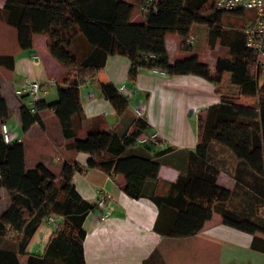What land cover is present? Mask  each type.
Here are the masks:
<instances>
[{"label": "trees", "instance_id": "trees-1", "mask_svg": "<svg viewBox=\"0 0 264 264\" xmlns=\"http://www.w3.org/2000/svg\"><path fill=\"white\" fill-rule=\"evenodd\" d=\"M213 1L2 0L0 3V17L16 30L19 50L30 49L33 36L46 35L51 56L67 70L65 82L57 86L56 102L45 105L40 100L33 105L34 113L25 104L20 107L22 130L38 122L36 110H52L63 137L72 140L71 149L89 156L85 167L109 176H123L122 190L134 200L148 197L159 210L155 231L167 237L193 235L213 210L219 212L222 223L229 227L249 234L264 233V217L251 219L226 208L232 192L215 184V173L207 165V150L214 143L230 151L239 165L264 178V81L258 82L264 71L253 65L243 33L253 22L254 14L233 35L222 29V19L232 15L242 17L245 11L213 10ZM209 3L211 7L206 10ZM136 7L142 17L140 23L133 21ZM194 26L206 28V42L211 49L226 34L232 39L229 55L217 56L213 71L193 54ZM167 35L180 38L179 47L187 53L185 57L170 60L165 43ZM110 56L129 61L127 80L131 85L140 70L156 69L169 76H198L212 84L219 96V103L207 109L200 142L193 152L187 153V185L182 192L186 210H177L176 215L184 216L171 223L164 225L161 221L171 195L147 193L146 188L148 182L157 179L161 157L173 149L152 152L149 144L139 142L147 128L144 119L138 117L133 128L123 134L102 131L93 141L76 138L73 132L71 117L81 118L82 112L79 86L93 80ZM0 66L11 70L14 58L0 55ZM225 74L235 93L220 91ZM99 88L115 113L119 117L125 115L128 98L111 82L100 83ZM242 98H257V104L253 108L242 107L238 105ZM8 114L6 102L0 96V121ZM81 172L83 168L76 162H65L58 179L43 164L25 169L22 144L5 143L0 134V188L5 187L10 196V207L0 215V235L12 236L22 252L44 219L59 218L58 230L49 245L56 247L66 236L68 248L73 251L72 263L82 264L85 234L82 223L97 205L81 199L74 189L72 177ZM67 260L70 262V258Z\"/></svg>", "mask_w": 264, "mask_h": 264}, {"label": "crops", "instance_id": "crops-1", "mask_svg": "<svg viewBox=\"0 0 264 264\" xmlns=\"http://www.w3.org/2000/svg\"><path fill=\"white\" fill-rule=\"evenodd\" d=\"M135 10V17H141L138 7ZM173 38L180 40L176 35L165 37L171 61L187 55L184 52L178 55L176 46L170 44ZM48 45L46 35H35L30 49L21 51L17 46L13 54H8L14 58V66L4 71L0 96L9 114L0 121V126L4 124L7 128L8 143L22 144L25 169L43 164L58 179L65 162H76L83 172L75 173L71 181L79 197L95 205L104 196L107 211L96 206L82 223L85 232L82 264H264V233L249 234L229 227L222 223L216 210L193 235L167 237L156 232L154 226L159 213L156 205L148 197L137 200L128 197L122 190L123 176H109L86 168L89 156L71 149L72 140L63 137L52 110H36L38 122L22 130L20 107L23 104L30 107L29 97L19 98L14 91L23 80H33L42 86L41 100L45 105L58 100L57 86L66 80L67 70L51 56ZM129 65L124 57L110 56L93 80L79 86L82 112L81 118L71 117L72 129L76 138L93 141L102 131L123 134L131 130L138 117L146 121L147 128L141 137L149 141L151 151L173 149L161 157L157 179L148 182L146 188L147 193L171 195L161 220L165 225L184 216L175 213L186 210L182 192L187 185V153L193 152L201 140L200 113L207 112L220 99L212 84L194 75L169 76L155 69H142L131 85L127 80ZM106 82H111L128 98L129 107L122 117L101 93L99 84ZM207 157V165L216 176L215 184L232 194L247 197L248 204L245 207L242 204L241 209H250V203L264 201V178L239 165L230 151L211 143ZM173 184L175 186L169 189ZM9 207L8 190L1 187L0 215ZM226 207L236 213L241 210L230 202H226ZM253 210L252 205L251 212ZM59 223V218L55 222L44 219L22 252L12 236L0 235V264H73V251L68 248L66 236L56 247L49 245Z\"/></svg>", "mask_w": 264, "mask_h": 264}, {"label": "rangeland", "instance_id": "rangeland-1", "mask_svg": "<svg viewBox=\"0 0 264 264\" xmlns=\"http://www.w3.org/2000/svg\"><path fill=\"white\" fill-rule=\"evenodd\" d=\"M1 2H2V0H0V3ZM132 2L135 3L136 0H132ZM206 7H207L206 10L209 9L211 7V3L207 4ZM135 13H137V10H134L133 21L138 22V23L142 22V19L140 16L135 17ZM250 14H251V12L245 11V15L242 17H237L234 15L224 16L222 19V29H224L225 31H228L227 33H232L233 35L237 31L240 32V30L243 28V26L246 25L245 23L248 20H251L252 15H250ZM205 29L206 28H204L203 26L192 27L191 36L194 37V46H192V49H193V52L199 57L200 61L205 63L209 67V69L211 71H213L214 62H215V59L217 58V56L224 57V56L229 55L230 46H228V45H229V42L232 41V39H229V36L226 34L225 39L222 40L221 43L216 42L215 48L211 49L206 42V30ZM179 43H180V40L178 41L177 38H173V40L170 41L171 46H173V47H174V45L176 46V49L178 51V55H180L182 53V51L179 47ZM170 44H169V46H170ZM16 49H17L16 30L13 27L8 26L5 23L4 18L0 17V55L3 56V55H8V54H13L16 51ZM172 51H171V54L173 53ZM174 54H175V52H174ZM4 71H7V70L5 68L1 67L0 68V82L6 76V72H4ZM3 75H4V77H3ZM262 81H264V77L259 79V81H258L259 84H261ZM19 88H20V86H19ZM220 91L222 93H235L236 92L234 90V88H232L229 84L228 74H225V76H224V81L220 87ZM22 97H24V96H22ZM256 104H257V98H242L238 102V105H240L242 107H246V108H253L256 106ZM199 118H200L199 127H200V132L202 135L204 125H205L206 112L200 113ZM246 198L247 197L243 196V195H241V196L235 195L233 192L231 198L227 202H230L231 206H239L241 209L242 204L244 205V207H245L246 203L248 204V202L245 201ZM250 204H252L253 208H254V210L252 212H251V207H252V205H251L250 209L242 208L238 214H240L241 216L250 217L251 219H258L257 217H264V201H260L259 204H257V202H255L254 204L253 203H250ZM226 208H228V207H226ZM258 220H260V219H258Z\"/></svg>", "mask_w": 264, "mask_h": 264}, {"label": "built area", "instance_id": "built-area-1", "mask_svg": "<svg viewBox=\"0 0 264 264\" xmlns=\"http://www.w3.org/2000/svg\"><path fill=\"white\" fill-rule=\"evenodd\" d=\"M212 9L222 12L244 10L254 14L253 22L247 25L243 30L245 35V47L252 55L253 65L264 71V0H214L212 2ZM14 94L17 97H29L28 103L30 105V111L34 113L33 105L41 100L42 86L36 81L25 78L20 88H18ZM0 129L3 141L8 143L9 135L6 126L1 124ZM139 142L147 144L149 141L143 138ZM96 205L103 211H107L104 196L97 200ZM48 221L54 222L55 220L49 218Z\"/></svg>", "mask_w": 264, "mask_h": 264}]
</instances>
